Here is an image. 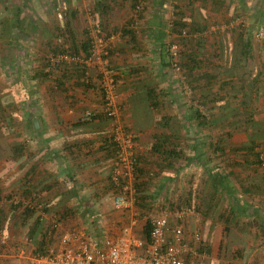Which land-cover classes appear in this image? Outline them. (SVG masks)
<instances>
[{"label": "crops", "instance_id": "1", "mask_svg": "<svg viewBox=\"0 0 264 264\" xmlns=\"http://www.w3.org/2000/svg\"><path fill=\"white\" fill-rule=\"evenodd\" d=\"M102 1L104 0L94 1L93 13L96 20L101 21L99 26L104 27L103 30L112 35V53L106 66L114 67L118 71V119L126 129L135 134L139 167L150 175L148 178L143 176V179L147 180V187L142 193L157 197L168 179L172 177L167 175L169 174L166 173L167 169L160 167L161 165L150 153L155 135L165 131L156 127L158 118H153V110L144 98V92L150 87H154L157 92L169 91L157 85H163L158 79L165 75L169 68L164 67L160 61V44L175 42L172 38L169 39L168 35L172 21H164V14L168 11L166 8L172 0H148L146 10H142L138 18L131 14L127 0H113L110 7L104 5L103 8L97 4ZM107 1L109 0H105V3ZM14 2L11 10L19 6L21 16L19 19L17 17L2 19V26L6 30L0 28V35L2 33L5 41V48L0 49V227L10 238L6 255L0 256V264H27L30 255L40 252L38 243L45 226L49 222L54 224L56 222L54 219L63 212L68 211L69 217L59 224H54V236L47 246L57 245L63 233L78 231L94 233L97 236L117 234L123 222L124 224L127 222V217L110 205L112 192L109 177L114 147L110 137L111 121L103 114L100 74L95 68H91L90 77L86 80V70H80L70 63H65L63 69L47 67V57L59 53L63 43V46L68 47V42L65 43L66 39L71 40L64 25L65 12L74 14L70 17V29L75 41L79 42L88 37L87 28L90 22L86 17L85 1L15 0ZM221 2L222 0H183V5L176 8L183 12L182 15L188 21V25L204 28L202 31L192 32L187 40L185 39L186 45L184 44L183 48L188 52L199 48L196 45L198 43L203 45L202 50H206L199 55V58L205 60L206 66L202 69L198 68L197 73H194L196 70L194 69L192 71L194 74L200 72L202 74L203 70L208 72L210 65L215 63L214 60L210 62L213 57L209 56L210 51L206 48L216 41L212 36H208V33L221 31L223 27L220 25L223 20L220 13L223 8L227 10L228 6L224 4L225 2L223 3L225 6L221 5ZM14 25H17V28H14ZM212 26L218 28L213 29ZM124 27H131L129 29L134 31V40L127 42L129 36L123 34ZM218 42L219 40L216 41L217 44ZM253 52L250 55H253ZM249 61L247 60L246 63L247 69L248 65L250 66ZM231 62L233 68V61ZM214 72L212 74L216 75ZM220 76V73H217L219 79L216 83H212L211 79L209 82L204 77L194 81L186 78L196 98L192 96L190 103L186 101L187 109L180 117H171L173 123L180 121L184 127H187L178 130L183 138L200 141L207 136L204 129L195 128L194 119H190V123H187L188 119L185 118L190 114V106L200 107L199 102L204 100L205 93H211L209 97L213 103H216L214 102L217 98L216 92L221 90ZM241 85L244 86L242 92L239 89ZM233 90L241 92L234 94L237 100L239 96L241 100L244 94L247 106L252 105L251 100L254 103L259 99L256 104L258 108H263L264 99L260 97L264 96V84L247 85L237 77ZM253 94L257 97H253ZM251 108L253 109V106ZM86 110L94 111L97 118L83 122ZM257 114L263 116L264 111L254 109L253 118L251 117L253 122H261L258 121ZM249 132H240L239 137H231L239 140H230V146L238 147L251 137H260L256 132L254 135L252 131ZM203 146L200 142L197 143L196 151L201 154L197 161L192 160L186 164L185 169L191 170V175L195 174L196 170H201L207 183L213 185L217 175L221 178L219 170L221 167H218L220 163H216V155L212 153H210L212 159H207V150ZM187 155L190 156L191 153ZM244 159L243 157L239 160L240 165L246 170L245 176L250 175V180L261 186V193L254 195L260 197L261 203L264 204L263 175L259 174L255 165L252 167L243 163ZM227 160L232 162L230 159ZM235 160L237 161L238 157ZM236 166L239 167L237 163ZM212 167L213 170L209 172ZM254 170L261 177H255ZM227 171L229 173L234 171V174L238 175L235 166L232 168L228 166L223 173L226 174ZM226 178L229 181V190L218 193L220 201L223 198L227 201L231 190L234 194L230 196L231 200L228 202H241L238 193H235V187H238L235 178L232 176ZM248 179L246 178L244 182L242 178L240 185L241 183L247 185ZM188 180L190 178L187 179V190L195 186L193 181ZM217 184L219 185L220 182ZM200 185L202 188V184ZM200 188L198 192L203 191V188ZM35 200H40L41 204L47 207L44 211L46 222L29 237V227L33 217L23 221L22 213L15 211L12 204L20 201L34 203ZM248 211L240 217L251 220L247 232L251 231L253 240L248 243L252 246L258 245L259 234L264 231L261 227L264 224V209L257 210L255 206L254 210ZM144 213L146 212H141L142 215ZM234 216H239L237 210L234 211ZM258 220L261 225H258ZM219 225L221 227L220 223ZM232 227L236 230L241 229L238 224ZM231 233H233L232 229ZM248 262L250 263L249 259ZM250 264H264V253L257 254Z\"/></svg>", "mask_w": 264, "mask_h": 264}, {"label": "rangeland", "instance_id": "2", "mask_svg": "<svg viewBox=\"0 0 264 264\" xmlns=\"http://www.w3.org/2000/svg\"><path fill=\"white\" fill-rule=\"evenodd\" d=\"M14 1L15 0H4V2L2 1L1 4L11 5V3H15ZM82 1H85L86 3L84 4L86 6V13H87L86 17L87 19H89V22H90V25L87 28L89 33H90V30H93L95 28L96 31L100 32V34L102 33L108 34L103 29L98 28L99 27L98 22L100 20L99 19H98L99 21L96 20V16H94V13H93L94 11L93 5L96 2V0H82ZM147 1L148 0L139 1L141 4H143L144 9L142 8V10H146L147 8L146 5L148 3ZM223 3L228 6L227 10L223 8V10H221V13H220L223 20L221 21V24L220 23L219 24L222 25L223 27L221 31H218V32L212 31L208 33V36H212L214 41L219 40V42L218 44L216 43V41L211 44L206 43V44H209V47L206 48L210 51L209 56L211 58L213 57V59H211L210 62H212L213 60H214L213 62H215L213 63L212 66L210 65L209 71H208L211 77L210 79L212 83L213 82L216 83L219 79V77H217V75L212 74V72L215 71L214 73H220L221 75L220 79L223 78L222 76L223 71H224L223 68H229L232 63L231 60L233 61V57H234V61L236 60L235 55L236 57H238L239 48H240V45L238 42L240 39V34H248L247 36L249 37L250 42H251V52L253 51L254 52H253V55H250L248 57V60H250L249 61L250 66L248 65L249 68L247 69V66H246L247 60H245L246 62H243V63L240 62L241 65L239 64L237 66V71H238L237 73L241 76V74H243L245 71L246 77L243 78V82H245V84L247 85H254L256 83L264 84V38L257 39L254 36L255 31L259 27L264 26V2L263 0H227V1L222 0L221 5L225 6ZM134 5H135L134 0H127V7L131 11V14L133 15V17L138 18L137 16H135L136 13L134 11ZM182 5H183V0H174V1L172 0L171 4H169V7L166 8L168 11L165 14L167 15L163 13L164 21L167 20L169 22L170 20L173 23V20L176 17H178L177 13H183V12H180V10L176 9L177 7L182 6ZM174 11H176V14H173ZM172 23L170 27L172 26ZM212 27L213 29H215V26H212ZM172 34H175V35L172 36ZM168 35L170 37L169 39L172 38L173 41H175V39L180 40L178 44H180V47H182L181 48V51H182L186 45L185 42L187 40L186 39L187 37L178 36V31L173 30V28L169 30ZM196 45L200 47V45H198L197 43ZM181 55H182V52H181ZM241 59H242L241 61H243L244 58H241ZM210 79L207 78L206 80L210 82ZM158 80L161 83H163V85H157V86H162V89H165V90L169 89V92L166 96L162 97V101H164V106H162L160 110L153 111L152 113L153 118L155 117V119L156 118L159 119L161 115H165L170 118L172 116L180 117L181 114L187 109V106L185 105L186 101L190 103L191 101L190 99L192 98L194 94L193 91L190 94L185 93V90L189 89L190 87L188 82L186 81V78L183 77V75L181 74L180 70H178V68L174 69V68L169 67L167 68L165 75L160 76ZM230 86L229 85L222 86L221 90H219V92H216V97L221 99L220 102L214 101L216 103H213L212 101H210L205 106L201 107L202 112L205 113L209 117V119H211L208 122L210 126H207V127L203 126L202 128L206 131L208 136H205L200 141H197V143L200 142L202 145H204L203 147L207 150L206 154L208 155L206 156V158L208 156L212 157L210 156V153H211L210 145L213 144V141L216 139L215 137H217L218 134L224 133L227 131L232 134L231 137L233 136L239 137L240 132H243L241 131V128L243 127L239 126L237 127V130H236L235 124L244 122L247 125L248 120L251 117L253 118L254 109L264 111V102H262L263 108H258L256 104L258 101H260L259 99L254 101V103L251 100L252 105L250 106L245 105L244 106L245 109H242L241 106L239 105V102L242 100V96H241V100H239L240 96H239V99L237 100L236 95H234V94H237V91L235 92V90H233V88H231ZM191 90L193 89L191 88ZM252 96L255 98L257 97L254 94ZM261 98L264 99V96L261 95L260 99ZM251 106H253V109L251 108ZM213 115L215 116L212 117ZM262 115L263 116H260V115L257 116L258 121H261V122H257V125L256 123H254L252 127L251 126L249 127V125L246 126L247 128L246 132L250 131L249 133H251L252 131L254 135L255 130H258L256 131V133H258L259 136H261L263 133V138L258 139V141H260V144L262 143L260 146V151L264 154V121L260 119V118L264 119V114ZM211 121H214V123L212 124ZM178 124L181 125L182 123L179 121ZM185 128L187 127H184V129ZM231 137L223 139L222 141L223 142H227V140L233 141V139H235L236 141L239 140L237 138H231ZM226 155L227 156L229 155V156L226 157V156L216 155V158H215L216 163H220L218 167H221V169H219L221 173L225 172L228 169L227 163H230V162H228L227 159L235 160L238 157L237 161L239 163L241 162L239 160L242 159L239 153L231 154V152L229 153L226 152ZM238 166L239 167L235 166V170L237 171L239 177H241V180L243 178L245 182V179L247 177L251 179L250 175L245 176L244 173H246V170L243 169L244 166L240 164ZM182 168L177 173L170 172L171 174L170 173L167 174L171 176L172 179H168V182L165 184V187L159 193V195L157 196V199L153 201V203L151 204L152 208H150L147 213H154L156 211H161L163 209H167L170 211V209H173L177 205L186 204L187 193L189 191H193L196 193L198 191V188L201 187L200 184H202L203 193L207 194L209 193V191H211L210 185L207 183V180H205L206 177L204 175V172L202 174L201 170H196L193 176L190 174V172H192L191 170H186L185 167H182ZM254 171H255L254 173L255 177L257 178L261 177L258 174H256V170ZM258 172L259 174L263 175L262 177L264 179V174L262 173L260 168H258ZM251 173H253V170L251 171ZM189 178L190 180L188 181L189 182L193 181L194 182L193 185L195 186L187 190L186 189L187 179ZM203 180L205 181L203 182ZM236 183L238 184V187L236 186L235 187L236 189L235 188L233 189H235V193L236 192L238 193L237 195H239V198L241 200V202L238 201L239 205L242 206L243 204H245V207L248 206L249 208L247 207L246 209L247 211L248 209L254 210L255 206H257V210L264 209V204L261 203L260 197L249 192L248 191L249 189L245 190L246 184L241 183L240 185V181H236ZM196 184H198V186H196ZM224 200L225 199L223 198L222 201H220L219 205L217 206V208L215 209L213 213H211L212 211L210 213L208 212L207 215H200L199 218L191 217L184 223V234H185L184 237L187 239L190 238L191 233L195 228L198 227L201 231V242L199 244L198 253L194 255H187V259H186L187 264H248L249 263L248 259L251 263V260H253L257 254L264 253V246H262L264 245V235L262 233L259 234L260 243L258 245L252 246L250 245L251 243L250 244L248 243V242H252L253 235L252 233H250L251 231L247 232V229H248L247 226L249 224L248 222L251 221L247 217L238 219L239 222L237 224L241 227L242 230L241 229L236 230L235 227H232L234 226L233 223H230L229 227L230 229L233 230V233H230L227 236L224 235L225 232L223 229V222L218 219L219 211H221L223 207L224 208L226 207L225 206L226 201ZM249 201L251 202L249 203ZM262 201H264V198L262 199ZM191 203L194 205L196 202L190 199V204ZM110 205L112 207L113 201L112 203L110 202ZM44 221L46 222V220ZM173 222H174V218L171 217V223ZM219 223L221 224V227H219L220 226ZM257 223L258 225H261L259 220L257 221ZM78 233L79 235H87V233H82V232H78ZM90 234L96 235L94 233H90ZM118 234L119 233L117 234L111 233V234H104V235L108 236L109 238H112ZM138 234L139 233H137V235ZM132 235L135 236L133 232H132ZM47 241H48V244L51 243L49 239ZM254 263H256V260Z\"/></svg>", "mask_w": 264, "mask_h": 264}, {"label": "built area", "instance_id": "3", "mask_svg": "<svg viewBox=\"0 0 264 264\" xmlns=\"http://www.w3.org/2000/svg\"><path fill=\"white\" fill-rule=\"evenodd\" d=\"M142 8L143 4L139 2L136 11H141ZM182 33L186 35V30ZM254 36L263 39L264 26L259 27ZM89 40L90 55L86 58L75 53L60 52L50 54L46 61L48 69L64 63L83 64L86 80L90 77L91 68H95L100 74L103 114L111 121L110 136L114 147L109 177L112 201L114 209L126 216L127 222L120 227L119 234L112 238L106 235H79L78 232L63 233L57 245L51 244L45 251L30 255L27 264H187V255L198 253L201 231L198 227L195 228L187 239L184 237V223L191 217L199 218V214L193 205L186 204L170 211L163 209L143 215L136 209V137L118 119V71L106 66L110 60L112 35L100 34L94 28L90 30ZM178 49L176 43L171 45L174 60L171 68L174 69L178 68ZM185 93L190 94L191 90L187 89ZM95 115L94 111L86 110L83 119L91 121ZM260 159V166L264 170L263 153ZM41 207L42 204L37 205V208ZM41 215L44 219L45 213L41 212ZM171 217L174 218L173 223ZM145 224L150 227L147 241L132 235L134 229L143 228ZM9 241L10 238L0 227V256L6 255Z\"/></svg>", "mask_w": 264, "mask_h": 264}, {"label": "trees", "instance_id": "4", "mask_svg": "<svg viewBox=\"0 0 264 264\" xmlns=\"http://www.w3.org/2000/svg\"><path fill=\"white\" fill-rule=\"evenodd\" d=\"M2 1L4 2V0H0V28L2 30H6L4 26H2L3 20L6 17L9 18H15L17 17L19 19V17L21 16V9L19 6L15 7L14 10H11V5H13L11 3V5L8 4H1ZM117 1V0H116ZM115 1V4H116ZM140 0H134V11H135V16L139 17L141 14V11H136V5L139 3ZM111 2H113V0H109L107 1V3H105V0L102 1L101 3L98 2L97 4L102 6H108L111 4ZM264 2V0H263ZM109 9V8H108ZM64 13V12H63ZM173 14H176V11H174ZM74 14H70L68 12H65L64 17H65V28H66V33L68 34V36L70 37L71 40L68 41V39H66L67 41L65 43L68 42L69 46L65 47L63 46L64 43L61 45V48L59 49V53L61 52H69V53H75V54H79L82 57L86 58L90 55V40H89V36H86V39H81L79 42L75 41V36L74 34L72 35V30L70 29V17L73 16ZM177 16L172 23L171 28H173V30H177L178 31V36L180 37H189L190 34L192 32H194L195 30L197 31H202V28L199 27H192L190 25H188V21L184 18V15H182V13H177ZM3 19V20H2ZM101 21L98 22V25H100ZM188 25V29L186 28V26ZM263 25V24H262ZM11 27V26H10ZM9 27V28H10ZM14 28H17V25H14ZM99 29H103L104 27L99 26ZM131 28V27H129ZM129 28H125L123 29V34L124 35H128L129 39L127 40V42H129L130 40H134L135 39V35H134V31L129 29ZM186 28V29H184ZM204 29V28H203ZM183 30H186V35L182 33ZM15 31V29H14ZM86 31V30H85ZM190 33V34H189ZM11 34V33H10ZM85 35V34H84ZM248 34H240V39H239V53H238V57H236L235 55V61L233 62V68H231V65L229 68H223V78H221L220 81V86H225V85H232L230 86L231 88L234 89V81L236 80V78L238 77L239 80L241 79V81L243 82V78L246 77L245 75V71L243 74H241V76H239V74L237 73V66L243 62H246L245 60H248V57L250 56L251 53V42L249 37L247 36ZM2 33L0 35V49L3 50L5 48L4 46V38L2 39ZM190 40V39H189ZM180 42L179 39H175V42H168V43H162L160 44V50H159V57H160V61L163 64L164 67H171L172 63L174 62L173 60V55H172V51H171V45L173 43H176L179 47L178 49V55H177V59H176V63L178 65V70H180L181 74L183 75V77L187 78L190 81H194V80H198L200 77H204V78H211L209 73L206 72L205 70L202 71V74H194L195 72L197 73L198 68L202 69L203 66H206V64H204V61L202 58H199L200 52L202 51V47L203 45H200L199 48L197 49H193L190 51H181L180 44H178ZM191 43V42H190ZM198 44V43H197ZM112 47V46H111ZM182 52V55H181ZM109 53L111 55L112 53V48H109ZM244 58L243 61H241ZM241 62V63H240ZM65 64V63H64ZM61 64L56 68L59 69H63V65ZM72 64V63H70ZM244 65V64H242ZM74 67H77L78 69H82L83 71H85V67L83 64H78V65H73ZM48 67V65H47ZM196 69L194 71V73H192V71ZM132 71V70H131ZM44 75V74H43ZM217 75V73H216ZM212 76V75H211ZM187 89V88H186ZM189 89L191 90V88L189 87ZM241 89V91L244 90V86L241 85V87L239 88ZM239 92L238 90H235V92ZM169 91H167V93L163 90L160 91H156V89L154 87H150L148 89H146V91L144 92L145 94V99L148 101L149 103V107L151 108V110H160L162 108V106H164V101H162V97L166 96L168 94ZM192 92V90H191ZM241 93V92H239ZM209 95H211V93H205L204 94V100L200 101V107H195V106H190V114L188 116V119L186 120L187 123H190V119H194L195 121V128H199L201 127V129L207 126H210V124L208 123L209 117L202 112L201 110V106H205L208 102L212 101V99H210ZM141 98V97H140ZM214 101H218L220 102L221 99L220 98H216L214 99ZM239 105L241 106L242 109H245V105L246 102L244 100L243 94H242V100L239 102ZM215 115H213L212 117H214ZM96 115L92 118V120H95ZM91 120V121H92ZM248 120V119H247ZM83 122H86L83 119ZM179 121L173 123V121H171L170 117H167L165 115H161L159 119H157L156 121V127L162 129L163 131L167 132H171L169 134L163 132V133H159L157 135H155V140H153V143L151 145L150 148V153L153 157L156 158V161L158 162L159 165H161L160 167L166 168L167 171L166 173H170V171L177 173L182 167H185L186 164H188L190 161H197L199 154H201L200 152H197V141H192V140H188L186 138H183L178 130H181L182 128H184L183 124H178ZM212 124L214 123V121H211ZM254 123L257 122H253L252 118H250L248 120L247 125H249V127L252 125H254ZM236 125V130L237 127L242 126L243 128H241V131L246 132V123H239V124H235ZM129 130V129H128ZM177 131V132H173ZM258 130H255V132ZM231 133L230 132H224V133H220L218 134L217 137H215L216 139L213 141V144L210 145L211 147V153L215 154L217 156H226V152H232L233 153H239L241 155V158H245L243 163L247 164V165H255L258 168L261 169L262 173L264 174V170L261 168L260 164H261V159L260 156L262 154V152L260 151V141H258V139H262L263 138V133L260 137H251L248 139V141L243 142L241 145H239L238 147L234 146H230L229 141L227 140V142H223V139H226L228 137H231ZM208 136V134H207ZM111 137V136H110ZM188 140V141H186ZM112 141V140H111ZM113 143V142H112ZM217 144V145H216ZM191 153L190 156H188L187 154ZM212 159L211 157H207V159ZM234 159H231V163H228L229 167H233L236 166V163L239 165L240 163ZM213 170V167L208 170L209 172H211ZM231 171V170H229ZM207 172V171H205ZM228 172V171H227ZM137 182L135 183V189H136V204L135 207L139 212H148V210L150 208H152L151 204L153 203V201H155L157 199V197H153L150 196L149 194H144L142 193L145 189L147 180L143 179V176H147V178L150 176L146 173H144V171H142V169H140L139 167V156H138V166H137ZM213 174V172L211 173V175ZM234 174V171L232 173H221L220 177L215 178L216 182L212 185L210 183V187H211V191H209V193L205 194L201 192H193V191H189L187 193V200H186V205H193L192 203L190 204V199L194 200L196 203L193 205L195 210L198 212L199 216L200 215H207L208 212L213 213L215 211V209L217 208V206L220 203V199L218 197V193L223 192L225 190H229V181L227 180V176H232L235 178L236 181H241V178L238 177V175L235 173L234 176L232 175ZM173 176V175H172ZM171 177V176H170ZM248 178V177H247ZM263 178V177H262ZM246 181V180H245ZM249 183H247V185L245 186L246 189H249L248 191L251 193H261V186L257 183H254L253 180L248 179ZM220 182V184L218 185L217 183ZM201 193V194H200ZM231 193V194H230ZM28 194V193H26ZM230 196L233 195V191H229ZM230 196L228 197L227 201H226V205L227 207H223L221 211H219L218 213V219L221 220L223 222V229H224V235L227 236L228 234L231 233V229H230V223H233L234 226L237 225V223L239 222L238 219H240V215H243V213H247L246 209L247 207H245V205L243 204L242 206L239 205V203H234V202H228V200H231ZM230 198V199H229ZM32 204V205H31ZM41 204L40 200H35L34 203H27L26 201L23 202H17L16 204H12V208L16 211H18L19 213H22V217H23V221H27L30 218L33 217L31 225H30V232L28 233V236L31 237L35 230L40 226V225H44L45 221L43 220V216L41 215V212H44L46 210L47 207H45L44 205H42L41 209L37 208V205ZM237 204V205H236ZM88 205V204H87ZM180 205H177V207ZM90 207V206H89ZM249 208V207H248ZM235 209V210H234ZM142 210V211H141ZM238 211L239 212V216H234V211ZM249 210V209H248ZM253 210V209H252ZM68 211L67 212H63L61 213L58 217H56V219H54L56 222L54 223L59 224L62 221H65L69 215H68ZM264 221V220H263ZM262 221V222H263ZM249 223V222H248ZM52 223L47 224V226H45V230L41 233V239L39 240L38 243V247H39V251L43 252L45 251L43 249L44 246L47 247L48 244V239H52V237L54 236V232H55V225ZM54 225V226H53ZM264 228V224L263 226H261ZM43 228V227H42ZM149 231H150V227L148 224H145L143 228H139V229H135L133 231V234L135 235V237L138 238H143L144 240H148L149 239ZM137 233H139L137 235ZM264 235V231L261 232ZM45 247V248H46ZM208 250V249H207Z\"/></svg>", "mask_w": 264, "mask_h": 264}]
</instances>
